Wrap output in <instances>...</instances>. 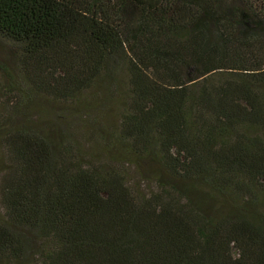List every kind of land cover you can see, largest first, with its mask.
Instances as JSON below:
<instances>
[{
    "label": "trees",
    "instance_id": "16d2710c",
    "mask_svg": "<svg viewBox=\"0 0 264 264\" xmlns=\"http://www.w3.org/2000/svg\"><path fill=\"white\" fill-rule=\"evenodd\" d=\"M262 24L264 0H0V264H264ZM32 93L112 102L116 147L32 123Z\"/></svg>",
    "mask_w": 264,
    "mask_h": 264
},
{
    "label": "rangeland",
    "instance_id": "374dc122",
    "mask_svg": "<svg viewBox=\"0 0 264 264\" xmlns=\"http://www.w3.org/2000/svg\"><path fill=\"white\" fill-rule=\"evenodd\" d=\"M262 27V33L259 35L264 38V26ZM212 30L214 28L209 31L211 37L215 35L211 32ZM28 106L26 117L29 118V121L39 124L40 127L48 131L59 129L61 132L75 135L78 142L85 148L86 153H95L96 145L99 143L114 145L112 137L115 136L118 118L115 106L110 101H102L98 106H95L94 103L89 102V98L86 96L77 105L70 107L41 100L38 95L32 93L29 95L26 107ZM38 106L41 111H38ZM3 112L0 108V114ZM21 116L23 117L21 113H18L15 119L18 121ZM108 150L109 153L111 151L115 153L116 149ZM1 162L2 154L0 153V169ZM129 178H135L132 168H129Z\"/></svg>",
    "mask_w": 264,
    "mask_h": 264
}]
</instances>
